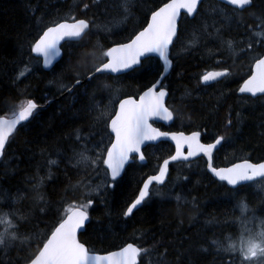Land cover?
Instances as JSON below:
<instances>
[{"label": "trees", "instance_id": "trees-1", "mask_svg": "<svg viewBox=\"0 0 264 264\" xmlns=\"http://www.w3.org/2000/svg\"><path fill=\"white\" fill-rule=\"evenodd\" d=\"M166 1L130 0L125 18L122 0H0V114L23 98L41 104L34 119L18 126L0 157V211L21 214L25 219L19 231L31 238L23 245L0 246V264H27L37 250L36 234L49 232L69 204L88 198L93 200L90 219L79 237L91 251L108 252L133 242L148 250L138 264H240L235 254L223 252L212 241L226 244L227 237L239 236L241 201L248 206V217L264 219V188L257 185L261 181L230 187L207 171L204 157L171 163L165 185L154 186L163 195H152L125 216L143 180L159 170L174 145L166 140L147 144L146 161L136 156L115 181L103 166L77 164V153L87 148L91 151L86 154L94 157L99 151L94 146L109 142L104 121L95 119L100 110L110 100L117 107L121 97L139 95L163 69L160 59L152 56L145 69L97 74L99 79L89 82L86 73L100 57V48L94 46L99 42L106 50L127 41ZM253 4L233 12L234 7L226 9L221 1L203 0L193 17L182 14L179 39L170 48L172 67L162 81L174 119L168 126L155 124L172 131H200L204 142L224 136L213 155L214 166L264 160V94L238 93L251 54L241 49L251 42L255 51H264L257 43L264 38L253 35L264 30V25L257 27V16L264 18V0ZM72 17L92 21L91 32L83 42L64 41L61 57L45 69L30 51L31 44L46 27ZM226 41H232L235 52L227 49ZM214 70L231 74L202 82L201 76ZM77 73L85 74L80 85L75 84ZM82 185L94 191L89 195Z\"/></svg>", "mask_w": 264, "mask_h": 264}, {"label": "snow or ice", "instance_id": "snow-or-ice-1", "mask_svg": "<svg viewBox=\"0 0 264 264\" xmlns=\"http://www.w3.org/2000/svg\"><path fill=\"white\" fill-rule=\"evenodd\" d=\"M226 9L234 6L235 10H246L254 6L253 0H224ZM200 0H167L151 11L150 19L145 23L146 26L136 32L127 42L116 43L114 46L104 50L99 42L94 47L100 48L99 62L94 64L86 73V79L91 82L99 79L98 75L120 74L126 70L136 71L137 66L145 69V64L152 60V54H156L163 61L164 71L167 72L171 66L170 46L174 40L179 39L178 19L183 10L185 15L193 16L197 13ZM87 7V5H85ZM121 8L125 14L130 12V0H122ZM225 15H228L225 10ZM255 15V13H252ZM260 23L257 27L264 25V18L257 16ZM72 22H54L52 26L46 27L42 34L31 44L30 51L35 53L38 58L43 59L45 67L52 65L53 61L61 56V41L73 40L83 42L84 37L91 32L93 22L87 19L71 18ZM255 37L264 38V30L255 31ZM227 49L235 52L232 41L224 42ZM260 43L264 48V43ZM245 55H249V73L239 87L240 93L264 94V51H255L253 43H248L246 49H241ZM25 70L28 66L25 65ZM231 73L228 70L208 71L201 76L204 83L218 81L226 78ZM25 71H21L19 76H24ZM77 73L76 85L81 84L80 76ZM165 77L161 75L155 82L145 85L138 98L128 96L118 100V107H114V101L110 100L105 109L100 110L95 118L97 122L101 120L105 123L108 130L109 142L100 147L103 140L95 145L99 151L94 157L87 155L90 149L77 153L79 160L77 164H84L85 167L103 166L106 175L110 174L115 181L125 169V165L130 160L139 157L141 161L145 159L142 147L150 141H158L161 138L170 139L175 142V154L163 160L158 172L149 175L143 180L142 187L138 195L128 205L124 215L130 216L134 209L144 204L152 195H163L159 188L154 186L165 185L169 172V164L173 161H188L191 157L200 154L207 157L208 169L227 185L237 186L242 182H260L258 178L264 180V162L252 163L244 159L240 163H233L230 167L217 168L213 166V152L217 146L225 139L219 136L213 143H202L201 132L192 131L185 134L183 131L168 132L161 131L160 128L153 126V121L164 120L172 121L173 112L166 106L168 92L162 81ZM67 91L72 89L63 86ZM104 88H112V85L104 84ZM114 91H118L115 89ZM98 108V104H93ZM38 105L31 98H23L11 104L4 114H0V156H3L6 144L17 131L18 126L23 127L24 122H30L37 114ZM231 124V120L228 121ZM79 139V136L77 137ZM185 148L187 152H185ZM89 189V195L94 189L89 185H82ZM37 188L34 186V191ZM43 199L42 195H38ZM180 197L177 196V200ZM93 200L88 198L85 203L69 204L63 209V215L57 220L49 232L36 234L37 250L31 254L28 264H138L139 258L147 254V249H142L134 243H127L116 251H109L104 254H97L86 247L81 242L79 234L84 228L86 221L89 220L88 209ZM242 212L241 231L237 238L227 237V243L212 241L214 245L225 253L235 254L240 264H264V219L257 218L255 215L248 217L249 211L245 202L241 201ZM25 218L17 211H0V225L3 231L0 232V246L5 248L19 242L23 245L30 241V237L20 233V223ZM251 225V226H250Z\"/></svg>", "mask_w": 264, "mask_h": 264}, {"label": "water", "instance_id": "water-1", "mask_svg": "<svg viewBox=\"0 0 264 264\" xmlns=\"http://www.w3.org/2000/svg\"><path fill=\"white\" fill-rule=\"evenodd\" d=\"M203 0H200V3L202 2ZM218 1H221V2H223L224 3V0H218ZM167 2V1H166ZM200 5V4H199ZM198 5V6H199ZM234 7V6H233ZM184 12H183V10H182V12H181V15L183 14ZM151 15V14H150ZM195 15V14H194ZM193 15V16H194ZM193 16H189V17H193ZM180 18H181V16L179 17V19H178V23H179V20H180ZM78 19H85V18H78ZM149 19H150V16H149ZM64 20H62V21H60V22H63ZM69 22H72L71 20H68ZM50 26H52V25H50ZM145 26H146V24H145ZM144 26V27H145ZM178 28H179V25H178ZM142 29V28H141ZM140 29V30H141ZM45 30V29H44ZM139 30V31H140ZM64 41H61V44L63 43ZM125 42H127V41H125ZM61 44H60V47H61ZM115 44H113V45H111V46H114ZM110 46V47H111ZM171 47V46H170ZM35 54V53H34ZM36 55V54H35ZM61 55H62V48H61ZM152 56H156V57H158L156 54H152ZM61 57V56H60ZM60 57H58V58H56L54 61H53V63H52V65L60 58ZM159 58V57H158ZM160 59V58H159ZM170 60L172 61V59L170 58ZM161 61V60H160ZM162 62V64H163V61H161ZM41 63H42V66L45 68V69H49L51 66H49V67H45L44 66V64H43V59L41 58ZM171 67H172V63H171V66L168 68V70H167V72L165 73V71H164V66H163V69H162V71H161V73H160V75H159V77L161 76V75H163L164 77L170 72V70H171ZM130 70V69H129ZM129 70H126L125 72H127V71H129ZM219 71V70H218ZM121 74V73H120ZM158 77V78H159ZM157 78V79H158ZM221 79V78H220ZM247 79V78H246ZM83 82V80H81V83ZM210 82H213V81H210ZM210 82H208V83H210ZM243 83V82H242ZM242 85V84H241ZM145 90V89H144ZM167 90V92H168V89H166ZM238 92H239V90H238ZM240 93V92H239ZM247 94V93H246ZM251 95V94H250ZM130 96H132V97H135V96H133V95H130ZM139 96V95H138ZM138 96L137 97H135V98H138ZM128 96H126V97H122L121 99H125V98H127ZM168 97V96H167ZM167 97H166V101H167ZM35 101V100H34ZM36 102V101H35ZM37 103V102H36ZM37 105H38V107L39 106H41V104H39V103H37ZM166 106H168L167 105V103H166ZM117 107H118V103H117ZM169 110L170 111H172L171 110V108H169ZM173 117H174V115H173ZM155 122H160V123H163V124H165V125H167V124H169V123H171L172 121H164V120H155ZM153 123V122H152ZM153 126L154 127H157V128H160L159 126H156V125H154L153 124ZM160 130L161 131H168V130H163V129H161L160 128ZM168 132H176V131H168ZM184 132V131H183ZM191 133V132H190ZM190 133H185L186 135L187 134H190ZM161 140H167V141H170L173 145H174V148H175V142L174 141H171L170 139H165V138H161L160 140H158V141H161ZM158 141H150V142H147L143 147H142V151H143V148L147 145V144H150V143H156V142H158ZM201 142L202 143H205V142H203L202 140H201ZM214 142V141H213ZM213 142H210V143H213ZM220 145H218L217 146V148L219 147ZM215 151V150H214ZM185 152H187V149L185 148ZM214 153V152H213ZM175 154V150H174V153L172 154V155H174ZM199 156H203V154H200V155H198V156H196V157H199ZM1 157V156H0ZM138 157V156H137ZM196 157H191V158H189V160H192V159H194V158H196ZM205 157V159H206V161H207V157L206 156H204ZM168 158V157H167ZM166 158V159H167ZM138 159H139V157H138ZM244 160V159H243ZM243 160H238V161H236V162H233V163H240V162H242ZM248 160H250V159H248ZM130 161H132V160H130ZM129 161V162H130ZM139 161L140 162H144L145 161V159L143 160V161H141L140 159H139ZM252 163H260V162H264V160H262V161H252V160H250ZM173 162H178V161H173ZM173 162H170V164L171 163H173ZM163 163V162H162ZM162 163H161V165H162ZM233 163H231V164H229V165H224V166H219V167H217V168H222V167H230ZM169 164V165H170ZM127 165V164H126ZM126 165H125V167H126ZM214 166V165H213ZM214 167H216V166H214ZM206 168H207V170H208V172L215 178V179H217V180H219L217 177H215V175L208 169V164H206ZM124 171V170H123ZM123 171L121 172V175H122V173H123ZM157 173V172H156ZM155 173V174H156ZM169 173V172H168ZM155 174H151V175H155ZM120 175V176H121ZM119 176V177H120ZM118 178V177H117ZM145 179H147V177L145 178ZM167 179V178H166ZM226 183V182H225ZM244 183H247V182H242L241 184H244ZM227 184V183H226ZM228 186H230V187H236V186H231V185H228ZM238 186V185H237ZM141 187H142V185H141ZM138 195V194H137ZM135 199V198H134ZM139 207V206H138ZM135 210V209H134ZM133 210V211H134ZM90 219V218H89ZM89 222V220L88 221H86V223H85V226H84V228H82L81 229V232H83L84 231V229H85V227H86V224ZM80 232V233H81ZM79 236H80V234H79ZM80 238V237H79ZM82 242V241H81ZM84 243V242H83ZM128 243H133V242H128ZM127 244V243H126ZM126 244H124L123 246H125ZM135 244V243H134ZM86 245V244H85ZM123 246H121V247H123ZM86 247H87V245H86ZM121 247H119V248H117V249H114V250H111V251H116V250H119ZM109 252V251H108ZM94 253H97V254H104V253H106V252H102V253H100V252H94ZM139 261H140V259L138 260V263H139Z\"/></svg>", "mask_w": 264, "mask_h": 264}, {"label": "bare ground", "instance_id": "bare-ground-1", "mask_svg": "<svg viewBox=\"0 0 264 264\" xmlns=\"http://www.w3.org/2000/svg\"><path fill=\"white\" fill-rule=\"evenodd\" d=\"M71 89H72V87H71ZM172 121H173V120H172ZM169 124H170V123H169ZM169 124H167V125L163 124V125L168 126ZM163 130H167V129H163ZM168 131H172V130H168ZM184 132H185V131H184ZM161 141H162V140H161ZM166 141H167V140H166ZM158 142H159V141H158ZM156 143H157V142H156ZM171 155H172V154H171ZM171 155H170V156H171ZM168 157H169V156H168ZM199 157H204V156H199ZM166 158H167V157H166ZM166 158H165V159H166ZM196 158H198V157H196ZM196 158H194V159H196ZM204 158H205V157H204ZM137 159H138V157H137ZM194 159H192V160H194ZM138 160H139V159H138ZM132 161H133V160H132ZM132 161H130V162H132ZM145 161H146V158H145ZM145 161H144V162H145ZM190 161H191V160H190ZM130 162H129V163H130ZM139 162H140V161H139ZM144 162H141V163H144ZM162 162H163V161H162ZM129 163H128V164H129ZM128 164H127V165H128ZM127 165H126V166H127ZM125 168H126V167H125ZM124 170H125V169H124ZM123 172H124V171H123ZM157 172H158V171H157ZM122 174H123V173H122ZM154 174H155V173H154ZM147 177H148V176H147Z\"/></svg>", "mask_w": 264, "mask_h": 264}, {"label": "rangeland", "instance_id": "rangeland-1", "mask_svg": "<svg viewBox=\"0 0 264 264\" xmlns=\"http://www.w3.org/2000/svg\"><path fill=\"white\" fill-rule=\"evenodd\" d=\"M262 183H264V181H262V182L258 183L257 185H258V186H261V184H262Z\"/></svg>", "mask_w": 264, "mask_h": 264}, {"label": "flooded vegetation", "instance_id": "flooded-vegetation-1", "mask_svg": "<svg viewBox=\"0 0 264 264\" xmlns=\"http://www.w3.org/2000/svg\"><path fill=\"white\" fill-rule=\"evenodd\" d=\"M246 95V94H245ZM258 96V95H257ZM262 186V188H264V185H261Z\"/></svg>", "mask_w": 264, "mask_h": 264}]
</instances>
